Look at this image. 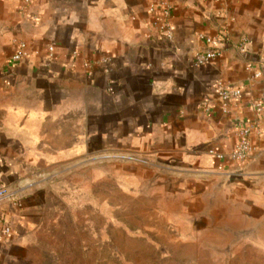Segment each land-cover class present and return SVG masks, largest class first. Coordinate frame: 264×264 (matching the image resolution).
Returning <instances> with one entry per match:
<instances>
[{"label":"crops","instance_id":"crops-1","mask_svg":"<svg viewBox=\"0 0 264 264\" xmlns=\"http://www.w3.org/2000/svg\"><path fill=\"white\" fill-rule=\"evenodd\" d=\"M170 2L169 37L160 0H0V218L11 237L36 233L57 178L105 165L113 185L138 184V218L155 220L139 231L169 237L144 245L160 258L127 264H264V0ZM216 36L222 55L197 65ZM21 42L30 54L15 64ZM219 83L240 97L224 102ZM242 124L254 126L246 164L230 158Z\"/></svg>","mask_w":264,"mask_h":264},{"label":"rangeland","instance_id":"rangeland-1","mask_svg":"<svg viewBox=\"0 0 264 264\" xmlns=\"http://www.w3.org/2000/svg\"><path fill=\"white\" fill-rule=\"evenodd\" d=\"M137 174L142 179L153 177ZM107 176L106 166L100 165L98 173L82 171L57 178L55 199L36 233L0 242V264H127V259L160 258V251L147 252L144 245L166 243L169 237L139 231L155 220L138 218L143 207L136 200L142 194H137L138 184L128 180L124 185L116 179L113 185ZM109 207L114 208L111 216Z\"/></svg>","mask_w":264,"mask_h":264},{"label":"built area","instance_id":"built-area-1","mask_svg":"<svg viewBox=\"0 0 264 264\" xmlns=\"http://www.w3.org/2000/svg\"><path fill=\"white\" fill-rule=\"evenodd\" d=\"M34 0H22L23 7L28 8L31 6ZM216 3H223L228 0H214ZM156 7H151V12L155 11ZM160 9L162 11V31L167 34V36H171L172 29L170 25V18L172 16V3L170 0H160ZM224 36H216V37H207L205 41L208 46L211 47L209 51L202 54H197L195 57L197 65H204L210 62L217 60L222 55V49L220 48V44L224 41ZM246 40H244L243 44L240 45V49L245 51ZM50 54L54 52V46L50 45L48 48ZM29 47L26 43L21 42L18 44L13 57L12 62L17 64L20 63L29 57ZM261 73H257L255 75L256 78L261 77ZM219 96L224 102H229L232 99H236L241 95V89L238 87L234 88H225L223 83H219ZM256 111L259 114L264 112V102L263 100H259L255 103ZM208 109V108H207ZM254 133V126L249 124H242L236 131V144L234 149L230 153L231 160L239 163L246 164L253 155V146H252V136ZM212 155H215L218 159H224L225 155L223 154H215L214 151H210ZM9 194L7 188L0 184V204L3 203L6 199H8ZM16 204L17 201L15 200ZM12 235V229L9 224L3 219L0 218V242L8 241Z\"/></svg>","mask_w":264,"mask_h":264}]
</instances>
